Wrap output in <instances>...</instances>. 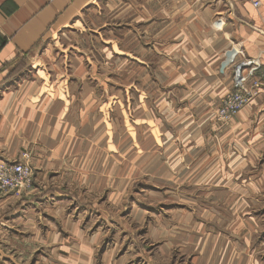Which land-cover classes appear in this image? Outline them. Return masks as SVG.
Segmentation results:
<instances>
[{
    "label": "crops",
    "instance_id": "obj_1",
    "mask_svg": "<svg viewBox=\"0 0 264 264\" xmlns=\"http://www.w3.org/2000/svg\"><path fill=\"white\" fill-rule=\"evenodd\" d=\"M252 1L0 0V160L28 151L34 171L27 191L0 192V264H126L134 251L100 249L97 224L144 221L141 206L110 215L139 182L235 212L193 206L173 219L184 233L155 217L165 252L176 237L193 264H264V216L243 212L264 210V0ZM242 58L259 63L258 93L220 123Z\"/></svg>",
    "mask_w": 264,
    "mask_h": 264
},
{
    "label": "rangeland",
    "instance_id": "obj_2",
    "mask_svg": "<svg viewBox=\"0 0 264 264\" xmlns=\"http://www.w3.org/2000/svg\"><path fill=\"white\" fill-rule=\"evenodd\" d=\"M71 31L74 32L73 29ZM101 33L103 32L101 31ZM54 38L55 39L48 38L47 42L53 43L56 41V49L57 51H60L61 49L58 42L61 40V35H56ZM65 42L69 43L70 41ZM66 52L70 55L75 52V49H66ZM39 67L43 68L42 65ZM31 70L32 71H29V73H26V76L32 77L33 71L38 73L35 66H33ZM29 162L32 170L31 183L28 187L21 190L8 191L9 193H20L22 191H27L32 187L34 171L31 165V157ZM152 185H144V182L133 184V186H131V190L129 189V192H127L122 199V207L119 209L117 208L114 213L110 214L111 217L115 219H130L132 218L130 214V207L132 206L134 209L138 210V206H141L143 207V212L146 214L144 221L141 223H135V221L132 220L129 226L127 224L124 227L121 224H104L98 222L97 225L101 228L103 237L100 249L106 246H111L116 243L117 239L119 242L123 243V248L119 249L117 255L123 254L124 251H127L126 249H128V247H130L135 253V255L131 254L128 260H126V264H193L191 263L190 240L172 237L173 239L171 242L169 241L171 243L169 247H165L167 251L165 252L164 246L162 245L163 242L159 240L155 241L149 238V228L152 224L154 225L156 223V220L153 219L155 217L162 218L165 224H168L165 226V231L167 232L172 231L171 228L176 227L180 229L179 232L184 233L185 230L182 229L183 227H179L177 224H174V221L176 220L173 219L183 217V215H190L191 217V211L195 209L194 207L214 208L216 212L220 211L223 213V216L228 218H230L232 214H235V212L227 209L224 204H221L222 211L218 210L219 205L216 204L218 200L215 201L211 194L188 193L187 189H184L183 186L178 187V185L169 186L170 188H164L168 190V193H161L162 190L158 189L160 191H158L157 194H151L150 191H154V189H156ZM99 200L102 201V199ZM243 212L244 215L247 216V213L264 216L262 215L264 214V210H250ZM162 248L164 254L161 252Z\"/></svg>",
    "mask_w": 264,
    "mask_h": 264
},
{
    "label": "built area",
    "instance_id": "obj_3",
    "mask_svg": "<svg viewBox=\"0 0 264 264\" xmlns=\"http://www.w3.org/2000/svg\"><path fill=\"white\" fill-rule=\"evenodd\" d=\"M257 7L259 0H253ZM259 63L256 59L242 58L232 67V87L222 97L215 118L228 123L257 93L260 80L257 76ZM30 154L22 151L14 161L0 160V192L21 190L31 183Z\"/></svg>",
    "mask_w": 264,
    "mask_h": 264
}]
</instances>
